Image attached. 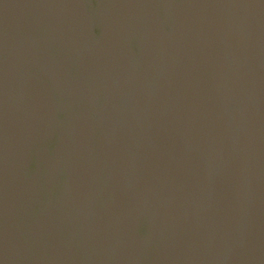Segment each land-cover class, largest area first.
<instances>
[{"label":"water","instance_id":"95a60500","mask_svg":"<svg viewBox=\"0 0 264 264\" xmlns=\"http://www.w3.org/2000/svg\"><path fill=\"white\" fill-rule=\"evenodd\" d=\"M0 264H264V0H0Z\"/></svg>","mask_w":264,"mask_h":264}]
</instances>
